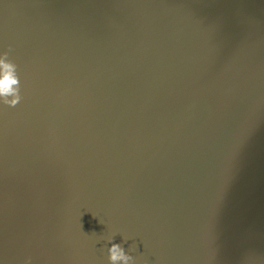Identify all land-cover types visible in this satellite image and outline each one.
<instances>
[{"label":"water","instance_id":"obj_1","mask_svg":"<svg viewBox=\"0 0 264 264\" xmlns=\"http://www.w3.org/2000/svg\"><path fill=\"white\" fill-rule=\"evenodd\" d=\"M0 59V264H264V0H0Z\"/></svg>","mask_w":264,"mask_h":264},{"label":"clouds","instance_id":"obj_2","mask_svg":"<svg viewBox=\"0 0 264 264\" xmlns=\"http://www.w3.org/2000/svg\"><path fill=\"white\" fill-rule=\"evenodd\" d=\"M8 55L7 52L4 53L6 57ZM0 95L2 96H13L12 101L5 100L9 106H15L21 100L20 95V80L17 75V65L12 61H6L4 59H0ZM111 255L109 259L112 262H115L118 259L124 260L125 264H128V261L131 257L124 253L123 248L119 245H112L109 250Z\"/></svg>","mask_w":264,"mask_h":264}]
</instances>
